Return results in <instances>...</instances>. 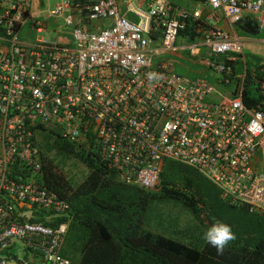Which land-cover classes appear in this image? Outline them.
<instances>
[{"label": "built area", "instance_id": "2783aa9c", "mask_svg": "<svg viewBox=\"0 0 264 264\" xmlns=\"http://www.w3.org/2000/svg\"><path fill=\"white\" fill-rule=\"evenodd\" d=\"M183 1L0 0V264H72L71 206L45 180L41 127L91 142L127 184L154 190L171 160L264 215V60L248 68L236 30L251 16L264 32V0ZM184 54L230 89L224 100L208 98L205 71L180 74L166 58ZM248 73L256 108L242 97Z\"/></svg>", "mask_w": 264, "mask_h": 264}, {"label": "trees", "instance_id": "16d2710c", "mask_svg": "<svg viewBox=\"0 0 264 264\" xmlns=\"http://www.w3.org/2000/svg\"><path fill=\"white\" fill-rule=\"evenodd\" d=\"M194 29V23L189 22L183 33L188 42L194 39ZM215 59L228 62L227 56ZM253 64L248 61V68ZM233 68L232 84L237 85L240 80L236 75L242 72V66L238 62ZM253 85L254 78L248 73L242 93L248 108H256L263 99ZM232 94H236L235 88ZM38 134L45 180L71 206L64 257L80 251L77 264H264V215L230 204L198 170L168 160L159 185L146 190L125 183L116 170L101 160L91 142H71L53 128L41 127ZM63 154L79 158L90 169L77 186L54 164ZM157 200L179 201L190 209L193 223L189 229L180 230L187 243L153 230L149 211ZM217 221L230 224L236 234L223 255L203 240L206 229Z\"/></svg>", "mask_w": 264, "mask_h": 264}, {"label": "rangeland", "instance_id": "374dc122", "mask_svg": "<svg viewBox=\"0 0 264 264\" xmlns=\"http://www.w3.org/2000/svg\"><path fill=\"white\" fill-rule=\"evenodd\" d=\"M185 4H187V2H185ZM38 7L39 4L36 5V9ZM222 27L226 28L223 24L221 25V28ZM240 34L242 37L249 35L245 32H240ZM41 36H44L47 39L56 40L55 35H49L45 33ZM255 37L264 39V32L256 33ZM179 44L187 45L188 43L180 41ZM244 52L248 61H253V63H255L260 59L264 60V44H246V46H244ZM166 58L170 61H174V59L177 61L176 64L178 66H176V71L180 74H188L193 76L194 74L199 75L200 72L205 71V75L210 80V91L208 97L210 101L221 102L225 99L224 94H226V89H230L228 87L225 89L224 86L218 83L217 75L213 71L205 69L191 60H186L188 59L187 54H184V57L172 58L169 56ZM183 64L188 68H183ZM54 164L73 186H77L82 183L90 172V169L79 158L67 156L65 154L57 157L54 161ZM149 213L151 215V220H153L152 222H154L153 230H156V232L170 237L176 241L187 243L185 237L180 234V230L190 228L191 221L193 223V215L190 209L187 208L182 202L174 200H157L153 202ZM64 249H66V247H64ZM13 253H17L18 256L21 257L23 255L22 245L15 248ZM69 257L68 258L73 264H77L81 259V253L80 251H77L75 254H72Z\"/></svg>", "mask_w": 264, "mask_h": 264}, {"label": "clouds", "instance_id": "9594fccd", "mask_svg": "<svg viewBox=\"0 0 264 264\" xmlns=\"http://www.w3.org/2000/svg\"><path fill=\"white\" fill-rule=\"evenodd\" d=\"M203 240L215 248L218 255H223L230 243L236 240V234L230 224L217 221L206 229Z\"/></svg>", "mask_w": 264, "mask_h": 264}, {"label": "crops", "instance_id": "0c3cea01", "mask_svg": "<svg viewBox=\"0 0 264 264\" xmlns=\"http://www.w3.org/2000/svg\"><path fill=\"white\" fill-rule=\"evenodd\" d=\"M191 1L192 0H185V1H183L184 2L183 5H188ZM185 2H187V4H185ZM223 25L226 28H228V26L225 22L223 23ZM236 30L239 33L240 37L242 38L244 46H246V44H249V45L250 44H259V45L264 44V39L255 37V34L261 32V31L258 30L253 17H251V16L246 17V19H244L240 24H238ZM240 32H245L249 35L242 37Z\"/></svg>", "mask_w": 264, "mask_h": 264}]
</instances>
